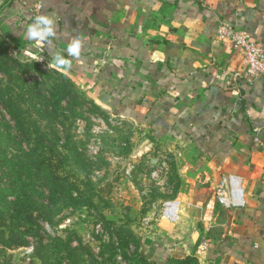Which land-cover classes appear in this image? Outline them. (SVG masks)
Wrapping results in <instances>:
<instances>
[{"label":"crops","instance_id":"1","mask_svg":"<svg viewBox=\"0 0 264 264\" xmlns=\"http://www.w3.org/2000/svg\"><path fill=\"white\" fill-rule=\"evenodd\" d=\"M41 13L56 21L43 47L26 36ZM220 20L264 41V0H8L0 35L53 66L64 55L72 64L64 70L99 106L182 148L183 171L200 194L176 216L197 203L201 264H264V76L248 83L232 75L243 70V52L216 39ZM73 39L82 44L78 58L67 54ZM228 174L241 178L242 207L215 200ZM147 248L152 257L172 254L148 239Z\"/></svg>","mask_w":264,"mask_h":264},{"label":"rangeland","instance_id":"2","mask_svg":"<svg viewBox=\"0 0 264 264\" xmlns=\"http://www.w3.org/2000/svg\"><path fill=\"white\" fill-rule=\"evenodd\" d=\"M90 94L78 75L0 35V148L21 163L28 146L41 140L52 146L45 154L48 169L66 177L65 190L82 191L76 201L51 198L52 222L33 226L42 239L39 256L36 236L21 237L0 222V264H135L147 239L172 254L166 261L140 258L143 264H201L198 243L191 254L179 250L177 219L163 215L165 202L177 199L181 209L200 194L191 172L183 171L182 148L152 139ZM38 187L50 191L35 179ZM44 244L49 251H41Z\"/></svg>","mask_w":264,"mask_h":264},{"label":"trees","instance_id":"3","mask_svg":"<svg viewBox=\"0 0 264 264\" xmlns=\"http://www.w3.org/2000/svg\"><path fill=\"white\" fill-rule=\"evenodd\" d=\"M49 148H52V146H41V140L39 143L28 146L21 163L11 159L12 157L7 156L4 150L0 148V222L7 228H11L10 225H12V232H19L21 237L23 235L36 236L33 226L39 227L38 220L52 222L51 206L53 202L51 198L57 201V194H59L68 197V201H76L77 198L79 200L82 196V191L78 188H76L75 194L72 191L70 193V191L65 190L66 177L48 169L49 160L47 162L48 156H45V154H47ZM60 156L62 157V155ZM63 158H65V155ZM35 179L43 182L47 187L49 185L50 191L48 190L44 194L39 187L37 190L33 189ZM89 195L93 197L95 194L90 193ZM20 226L24 227L23 230H20ZM36 239L38 245H36L35 253L38 254L42 239L37 236ZM25 242L26 240L21 238L19 245H23ZM49 249V244H44L41 251L47 252ZM137 253L135 264H143L140 258H155L150 254H145L144 244L142 245V243ZM169 256L168 253H164L161 258L163 257L162 259L166 261Z\"/></svg>","mask_w":264,"mask_h":264},{"label":"built area","instance_id":"4","mask_svg":"<svg viewBox=\"0 0 264 264\" xmlns=\"http://www.w3.org/2000/svg\"><path fill=\"white\" fill-rule=\"evenodd\" d=\"M216 39L230 42L243 52L244 67L232 75L248 83L264 76V41L252 38L245 30L220 20L216 27ZM217 203L226 208H238L245 205V190L241 178L235 174L224 176L213 188ZM179 206L177 199L164 203L163 215L175 219Z\"/></svg>","mask_w":264,"mask_h":264},{"label":"clouds","instance_id":"5","mask_svg":"<svg viewBox=\"0 0 264 264\" xmlns=\"http://www.w3.org/2000/svg\"><path fill=\"white\" fill-rule=\"evenodd\" d=\"M55 19L47 14L41 13L36 16L26 28V36L29 41L36 42L37 46L43 47L51 38L56 35ZM82 44L79 39H73L67 47V54L70 57L78 58L81 53ZM38 60V57H33ZM54 66L58 69H70L72 64L69 59L59 52L53 58Z\"/></svg>","mask_w":264,"mask_h":264},{"label":"water","instance_id":"6","mask_svg":"<svg viewBox=\"0 0 264 264\" xmlns=\"http://www.w3.org/2000/svg\"><path fill=\"white\" fill-rule=\"evenodd\" d=\"M8 0H0V8L7 3ZM179 216V215H178ZM177 219L178 227L180 228L178 241L179 250H183L187 254H191L200 237L201 228L199 226V211L197 205L192 204L191 208L183 214V216L178 217Z\"/></svg>","mask_w":264,"mask_h":264},{"label":"bare ground","instance_id":"7","mask_svg":"<svg viewBox=\"0 0 264 264\" xmlns=\"http://www.w3.org/2000/svg\"><path fill=\"white\" fill-rule=\"evenodd\" d=\"M178 208L176 209V212H177Z\"/></svg>","mask_w":264,"mask_h":264}]
</instances>
